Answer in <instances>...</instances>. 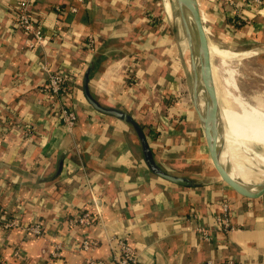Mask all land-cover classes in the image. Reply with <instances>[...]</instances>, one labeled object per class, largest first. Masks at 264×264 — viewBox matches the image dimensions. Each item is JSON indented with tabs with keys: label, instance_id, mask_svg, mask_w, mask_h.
Segmentation results:
<instances>
[{
	"label": "crops",
	"instance_id": "1",
	"mask_svg": "<svg viewBox=\"0 0 264 264\" xmlns=\"http://www.w3.org/2000/svg\"><path fill=\"white\" fill-rule=\"evenodd\" d=\"M248 1L198 0L210 46L264 53V8L253 10ZM15 2L0 0V214L41 224L45 233L0 228V264H117L119 241L133 247L142 264H264V196L238 195L216 178L210 159L211 171L202 170L209 155L172 0H34L33 16L47 36L36 49L16 25ZM237 11L250 23L239 26ZM92 62L96 99L143 125L165 170L208 177L204 186L184 188L153 175L133 130L87 103L82 79ZM51 71L76 78L66 98L78 116L71 131L42 91ZM239 170L253 187L264 182V176L250 178L249 167ZM224 203L236 226L230 233L216 221ZM84 212L96 221L70 224ZM200 225L211 229L210 242L198 237ZM88 239L94 247L83 252Z\"/></svg>",
	"mask_w": 264,
	"mask_h": 264
},
{
	"label": "water",
	"instance_id": "2",
	"mask_svg": "<svg viewBox=\"0 0 264 264\" xmlns=\"http://www.w3.org/2000/svg\"><path fill=\"white\" fill-rule=\"evenodd\" d=\"M181 21L185 45L188 51L191 77V102L204 134L208 155L214 171L228 188L238 195L256 200L264 196V186L255 187L236 177L228 150L227 126L219 102L208 35L203 23L198 0H175ZM96 69L92 62L85 70L82 91L87 103L99 114L109 116L129 126L136 134L143 161L150 172L162 180L184 188H199L206 184L204 179L180 176L165 170L158 162L146 135L128 112L116 107L105 106L91 92V81Z\"/></svg>",
	"mask_w": 264,
	"mask_h": 264
},
{
	"label": "built area",
	"instance_id": "3",
	"mask_svg": "<svg viewBox=\"0 0 264 264\" xmlns=\"http://www.w3.org/2000/svg\"><path fill=\"white\" fill-rule=\"evenodd\" d=\"M34 0H16L11 7V13L14 17L16 25L29 37V48L36 49L43 47L47 44V36L43 30V27L37 22L33 16L32 8ZM79 3H83L84 0H78ZM248 4L253 10H262L264 8V0H249ZM57 11L61 14L64 10L60 7H56ZM71 11L76 13L77 8H71ZM239 15L240 12L237 11ZM244 21L250 23L247 18H243ZM88 47L91 52L95 51V40L90 39ZM76 87V78L74 75L65 72H49L47 82L44 84L42 91L45 96L52 100L55 104V114L61 121L62 126L71 131L78 122V116L75 110L66 104V98L71 96V93ZM96 221V218L91 212H84L78 214L75 218L70 220L72 225H90ZM216 221L219 227L226 233H230L236 230V226L233 224L230 215V206L227 203L222 204L221 212L217 215ZM0 228L5 230H11L18 228L26 233H31L36 236H43L45 233L44 227L41 224L32 223L30 225H24L18 218H11L10 216H4L0 214ZM197 235L203 241L210 242L212 239V231L205 226H198L196 229ZM122 254L116 259L117 264H142L136 250L124 241L118 242ZM94 247V242L90 239L84 240L81 251H88ZM61 248H58L53 252L54 257L60 255ZM17 255H19L17 253ZM87 264H109L104 260L90 259ZM208 264H212L209 262ZM225 264H234L232 260H226Z\"/></svg>",
	"mask_w": 264,
	"mask_h": 264
},
{
	"label": "rangeland",
	"instance_id": "4",
	"mask_svg": "<svg viewBox=\"0 0 264 264\" xmlns=\"http://www.w3.org/2000/svg\"><path fill=\"white\" fill-rule=\"evenodd\" d=\"M172 2L176 10V19L179 22V24H181L176 9L175 0H172ZM213 46L216 47L217 49H221L222 51L227 50L226 52L229 54V57L226 59H222L214 56L212 58L213 74L215 78V84L217 87V93L220 100L219 102L221 108L230 106L235 111H238L239 110L238 105L235 103V100L238 99L239 101L244 102L245 104L248 105L250 104V106L263 109L264 111V66H263L264 53L259 50H247L245 46H240L236 48L228 45H217L216 43L213 44ZM230 53L232 54L230 55ZM188 61H189V56H188ZM231 77L233 78V80L234 79L235 80L233 81ZM228 79H230V81H228ZM232 83L234 84V86L236 85L238 88L234 87ZM186 99L187 100L190 99L189 93L186 94ZM238 153L242 154L241 156L242 159L244 160L246 159L249 161L250 159L254 158L253 156L254 154L263 155L264 149L261 146L250 145L248 146V148L241 147ZM209 159L210 158L207 157L206 165L204 163L201 164L204 173H208L209 170L211 171V164H210L211 160L209 161ZM254 166L259 167V169L253 170L257 176H249V177L253 179H257V178L261 179L262 176H264V166L260 164L257 165L255 163ZM215 176L217 179L220 180L216 172H215ZM207 178L208 177H205L204 180H206Z\"/></svg>",
	"mask_w": 264,
	"mask_h": 264
},
{
	"label": "bare ground",
	"instance_id": "5",
	"mask_svg": "<svg viewBox=\"0 0 264 264\" xmlns=\"http://www.w3.org/2000/svg\"><path fill=\"white\" fill-rule=\"evenodd\" d=\"M210 49H211L212 58L213 56L222 58V59H226L229 57V54L226 52L227 50L222 51L221 49H217L214 46H210ZM231 54L232 53H230V55ZM228 81H230V79H228ZM234 87L238 88L236 85ZM234 87H233V90H234ZM235 103L238 105V109H239L238 111H235L230 106H227V107L222 108L223 109L222 112H223V118H224L225 124L227 126L226 132H227V137H228V150H229V155H230L232 165H233V171L236 177H239L240 179H242L238 175L241 172L239 170V167H246V168L249 167L248 176H257L253 170H257L259 169V167L254 166V163H255L254 158L264 160V154L263 155L254 154L253 155L254 158L248 161L246 159L245 160L242 159L241 157L242 154L238 153L241 147L248 148V146L250 145L251 146L253 145L261 146L264 149V111L263 109L252 107L250 106V104L249 105L245 104L244 102H241L238 99L235 100ZM236 164L238 165L236 166ZM257 164L263 165L260 162L259 163L257 162ZM262 185L264 186V182L260 184L259 187H261ZM257 187L255 188L258 189Z\"/></svg>",
	"mask_w": 264,
	"mask_h": 264
},
{
	"label": "trees",
	"instance_id": "6",
	"mask_svg": "<svg viewBox=\"0 0 264 264\" xmlns=\"http://www.w3.org/2000/svg\"><path fill=\"white\" fill-rule=\"evenodd\" d=\"M247 18V15L246 14H242V15H239L238 16V19H237V23H238V25L239 26H242L243 25V23H244V19L243 18ZM141 127H142V129L144 130V127H143V125L141 124Z\"/></svg>",
	"mask_w": 264,
	"mask_h": 264
}]
</instances>
